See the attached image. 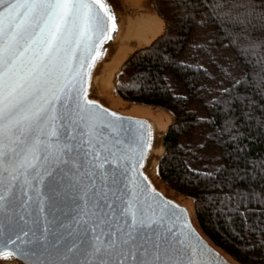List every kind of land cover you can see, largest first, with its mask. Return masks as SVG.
Returning a JSON list of instances; mask_svg holds the SVG:
<instances>
[{
    "label": "trees",
    "instance_id": "16d2710c",
    "mask_svg": "<svg viewBox=\"0 0 264 264\" xmlns=\"http://www.w3.org/2000/svg\"><path fill=\"white\" fill-rule=\"evenodd\" d=\"M164 22L120 66L125 100L172 117L158 175L193 200L202 230L264 264V0H151Z\"/></svg>",
    "mask_w": 264,
    "mask_h": 264
},
{
    "label": "snow or ice",
    "instance_id": "6c2138e0",
    "mask_svg": "<svg viewBox=\"0 0 264 264\" xmlns=\"http://www.w3.org/2000/svg\"><path fill=\"white\" fill-rule=\"evenodd\" d=\"M104 17L115 23L101 0H0V212L16 201L20 176L29 186L33 180L43 183L46 177L55 183L52 171H40L41 161L71 165L78 173L83 153L85 160L92 157L93 175L102 174L105 164L111 163L96 142V120L90 115L95 105L86 99V91L80 96L77 85L83 74L76 68V63L84 68V53H91L93 40L104 36ZM99 54L97 48L92 61ZM109 156L119 159L111 152ZM88 192L85 188V197ZM124 215L130 218L127 226L105 240L104 248L90 246L94 253L117 258L101 259L99 264H166L159 260L161 245L149 249L139 236L155 221H147L132 203ZM103 223L97 222L96 227ZM86 225L87 221L82 227L88 232ZM102 235H96V240ZM27 236L23 230L15 238L9 236L0 247V258L18 255L22 245L32 243L25 240ZM153 252L155 260L150 259Z\"/></svg>",
    "mask_w": 264,
    "mask_h": 264
},
{
    "label": "water",
    "instance_id": "95a60500",
    "mask_svg": "<svg viewBox=\"0 0 264 264\" xmlns=\"http://www.w3.org/2000/svg\"><path fill=\"white\" fill-rule=\"evenodd\" d=\"M101 2L115 18V23L104 17V36L93 40L91 53H84V68L76 63L83 74L77 88L82 98L86 91V99L94 102L90 115L96 120V142L103 146L102 156H108L111 163L105 164L102 174L93 175L92 157L85 160L80 153L78 173L71 165L41 161L40 171H52L55 183L46 177L43 183L33 180L29 186L20 176L15 188L16 201L0 212V247L9 236L15 238L21 230L28 233L25 240L32 243L22 245L23 250L18 255L0 260H14L19 264H99L101 259H117L94 253L90 246L104 248L105 240L127 226L130 218L124 211L127 204L132 203L147 221H155L151 228L141 229L139 236L149 249L154 244L161 245L159 260L166 264H234L219 249L235 259L215 244L199 223L201 232L192 225L184 206L163 195L146 177L143 169L153 141V128L148 118L108 107L91 89L94 67L112 40L118 23L110 0ZM96 8L103 16L99 5ZM109 35L111 38H106ZM97 48L100 54L92 61L91 56L96 55ZM89 63L91 68L87 67ZM105 124L109 127L104 128ZM109 152L119 159H113ZM85 188L89 189L87 197L84 196ZM25 191L27 196L23 194ZM21 201H24L22 206ZM105 204L112 207L106 208ZM102 220L106 223L96 227ZM85 221L88 232L82 227ZM100 233L103 235L97 241L96 235ZM156 258L157 253L153 252L150 259Z\"/></svg>",
    "mask_w": 264,
    "mask_h": 264
},
{
    "label": "bare ground",
    "instance_id": "6f19581e",
    "mask_svg": "<svg viewBox=\"0 0 264 264\" xmlns=\"http://www.w3.org/2000/svg\"><path fill=\"white\" fill-rule=\"evenodd\" d=\"M110 2L118 18L117 28L112 40L107 43L102 58L94 67L90 87L108 107L148 118L153 128V141L143 171L157 190L186 208L192 225L201 232L192 198L170 188L158 175V161L163 152V137L170 122V114L161 107L122 99L114 85L121 64L134 50L149 45L162 32L164 22L155 12L150 0H110ZM219 250L234 264H239L221 249ZM0 264L19 263L14 260H0Z\"/></svg>",
    "mask_w": 264,
    "mask_h": 264
},
{
    "label": "rangeland",
    "instance_id": "374dc122",
    "mask_svg": "<svg viewBox=\"0 0 264 264\" xmlns=\"http://www.w3.org/2000/svg\"><path fill=\"white\" fill-rule=\"evenodd\" d=\"M150 2H151V0H150ZM152 3V2H151ZM163 28H164V26H163ZM163 31V30H162ZM119 72V71H118ZM114 85H115V79H114ZM170 117H171V115H170ZM171 120H172V117L170 118V122H171ZM169 122V123H170ZM237 261V260H236ZM238 262V261H237ZM239 264H242V263H240V262H238Z\"/></svg>",
    "mask_w": 264,
    "mask_h": 264
}]
</instances>
